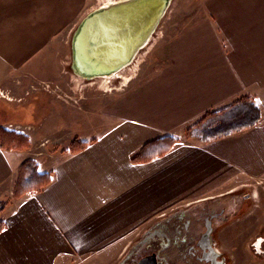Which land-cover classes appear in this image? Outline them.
<instances>
[{"label":"crops","instance_id":"1","mask_svg":"<svg viewBox=\"0 0 264 264\" xmlns=\"http://www.w3.org/2000/svg\"><path fill=\"white\" fill-rule=\"evenodd\" d=\"M100 2L0 0V110L13 103L20 75L45 80L35 71L46 66L47 49L65 43ZM202 4L207 12L201 19L184 26L173 21L157 35L134 86L105 109L83 150L52 155L49 162L30 153L32 144L23 150L0 145V200L8 202L0 214V264H117L176 211L221 202L231 212L246 188L258 198L264 181V0ZM243 97L261 108L257 125L208 141L186 137L207 113ZM11 125L0 122L1 129L19 133ZM166 136L177 139L169 152L132 162L146 143ZM30 159L40 172H52V180L16 199L19 169ZM229 231L234 242L240 233Z\"/></svg>","mask_w":264,"mask_h":264},{"label":"rangeland","instance_id":"2","mask_svg":"<svg viewBox=\"0 0 264 264\" xmlns=\"http://www.w3.org/2000/svg\"><path fill=\"white\" fill-rule=\"evenodd\" d=\"M109 1L112 0H101L98 6ZM202 3L203 0H174L151 44L140 53L134 64L118 74L119 78L113 80L85 81L75 76L71 69V39L73 34L69 35L67 41L61 43L62 45H51L44 55L47 60L46 66L44 65L45 67L35 71L45 80L37 81L36 75L33 74L20 75L16 78L13 81L15 90L10 93L13 103L6 102V107L1 106L0 122L12 121L14 125H11L9 129L26 135L29 148H31V144L33 146L30 153L39 156L41 161L46 159L49 162L55 161L56 156L72 154L73 152L70 151L71 144L75 140L83 141L93 137L98 132L95 124L101 123L106 116L105 109L115 108L119 102L120 94L134 86L141 66L146 64L148 60L146 51L156 42L157 35L162 36L165 28L173 21H180V26H184L188 23H195L199 18L201 19V16H205L204 12H207L206 8L203 9ZM194 13H197V19L187 21L190 15H194ZM183 14L187 15L180 16ZM180 18L182 19L179 20ZM214 27L220 26L214 25ZM217 30L220 34L222 33L221 28H217ZM222 40L227 48L229 45L228 38L223 35ZM15 122H21L22 125H16L18 123ZM27 123L32 124L29 126L30 128L24 127ZM40 123L42 128L39 129L37 126ZM263 183L264 181H261V184L258 185L262 194H264ZM249 189L246 188L240 193L241 199L242 194L250 191ZM253 194L255 195V193ZM226 198L228 199L229 196L223 199ZM258 199L261 198L254 197L255 201ZM238 208L241 207L238 206ZM247 225L240 227L244 228ZM236 230L240 234L234 239V242L231 231H227L224 234L223 243L229 248L232 245L236 246L235 251L242 258L244 257L242 256L244 239L242 231Z\"/></svg>","mask_w":264,"mask_h":264},{"label":"flooded vegetation","instance_id":"3","mask_svg":"<svg viewBox=\"0 0 264 264\" xmlns=\"http://www.w3.org/2000/svg\"><path fill=\"white\" fill-rule=\"evenodd\" d=\"M249 190L243 193L241 208L231 212L221 202L219 206L174 212L117 264H138L146 256L153 257L148 264H250L254 258L264 264V194L258 192L261 199L256 203L253 188ZM243 224L248 228L239 227ZM233 229L242 231L244 262L236 246L229 248L223 243L224 234Z\"/></svg>","mask_w":264,"mask_h":264},{"label":"water","instance_id":"4","mask_svg":"<svg viewBox=\"0 0 264 264\" xmlns=\"http://www.w3.org/2000/svg\"><path fill=\"white\" fill-rule=\"evenodd\" d=\"M173 2L114 0L92 10L71 39L73 73L84 80L116 78L148 47ZM150 258L138 264H148Z\"/></svg>","mask_w":264,"mask_h":264},{"label":"trees","instance_id":"5","mask_svg":"<svg viewBox=\"0 0 264 264\" xmlns=\"http://www.w3.org/2000/svg\"><path fill=\"white\" fill-rule=\"evenodd\" d=\"M262 118L261 108L251 97H243L231 106L207 113L197 124L188 129L187 138H197L208 141L248 129L257 125ZM177 142L174 137L166 136L146 143L133 158L136 164L146 163L169 152ZM0 145L5 149L23 150L29 148L28 138L22 133L0 128ZM88 145L86 141L75 140L70 147L73 153L83 150ZM52 180V172L42 173L37 162L33 159L25 161L18 172L14 188V198H21L25 194L38 192ZM8 202L0 200V214L7 207ZM5 223L0 221V232Z\"/></svg>","mask_w":264,"mask_h":264},{"label":"bare ground","instance_id":"6","mask_svg":"<svg viewBox=\"0 0 264 264\" xmlns=\"http://www.w3.org/2000/svg\"><path fill=\"white\" fill-rule=\"evenodd\" d=\"M109 2H111V1H109ZM109 2H108V3H109ZM105 4H106V3H105ZM101 5H102V4H101ZM117 76H118V75H117ZM109 80H110V79H109Z\"/></svg>","mask_w":264,"mask_h":264}]
</instances>
